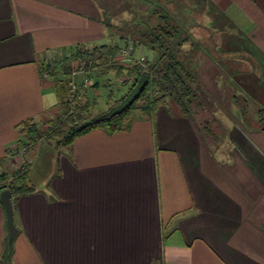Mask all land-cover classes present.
Here are the masks:
<instances>
[{
	"label": "crops",
	"instance_id": "0c3cea01",
	"mask_svg": "<svg viewBox=\"0 0 264 264\" xmlns=\"http://www.w3.org/2000/svg\"><path fill=\"white\" fill-rule=\"evenodd\" d=\"M108 3L0 0V168L24 162L16 150L27 151L22 123L56 113L57 89L44 64H62L78 45L116 39ZM205 15L220 32L213 68L224 83L240 76L252 105L264 108V0H209ZM78 80L86 114L98 110L95 83L117 87L112 79L86 88ZM228 113L221 141L205 138L171 100L152 115L135 112L125 129L93 130L69 148L42 135L30 163L47 144L58 154L56 171L41 184L30 176L35 192L12 199V264H264V131ZM7 229L0 202V264Z\"/></svg>",
	"mask_w": 264,
	"mask_h": 264
},
{
	"label": "trees",
	"instance_id": "16d2710c",
	"mask_svg": "<svg viewBox=\"0 0 264 264\" xmlns=\"http://www.w3.org/2000/svg\"><path fill=\"white\" fill-rule=\"evenodd\" d=\"M202 1V7L194 17L204 16L208 12L209 0ZM137 5L138 3H136V7ZM154 19L157 23L152 24ZM144 22L145 24L141 25L144 29L138 30L137 27L133 31H128L125 36L121 35L126 32V28H119L120 43L113 41L104 45H78L73 48L68 57L62 60V64L52 62L51 65L44 64L43 73L48 67L53 68V72L50 74L57 89L58 103L55 115H48L47 117L43 135L46 140L53 142L57 149L71 147L77 137L96 129H107L111 132L125 129L131 117L139 109L138 103L141 100L143 102L141 111L151 115L166 101L175 102L184 116L194 120L199 125L205 138L210 139L211 137L212 141H217L216 136L213 135L211 123L217 124L216 121L219 119L216 114L222 107L215 94L212 91L210 93L208 88L201 84L199 72L202 67L199 68L200 63L197 61L198 53L200 51L205 52L207 47L199 39L193 37L186 28L182 27L173 13L163 5L156 7L154 4L150 15L146 17ZM107 25L109 30L115 27L112 23H107ZM211 32L217 45L216 40L220 32L212 30ZM114 35L116 34L113 33L112 37H115ZM188 42L191 47L183 53L182 47ZM129 44L132 45L130 48L131 58H134L141 47L150 50L153 58L151 60L145 59L140 63H138L139 61L136 62L135 59L130 63L123 62L121 50L123 47H128ZM212 61L216 63L215 59ZM79 64H84L87 69L91 70L90 78L93 79L94 74L99 71L98 76L103 78V82H111V79L108 78L111 76L118 85H121L120 89L124 90L118 100L112 101L114 104L107 111L97 116L86 114L87 106L81 98L82 95L71 93L69 70ZM105 77L108 78L106 81ZM109 85L111 84L104 86L109 87ZM95 86H98V83H95ZM230 89L232 91L230 103L232 111L234 113L235 109L237 114H240V116L237 115L239 121L247 126L243 121L246 119L244 114L246 111L249 114L248 106L252 105V99L237 86H232ZM82 93L83 96L86 94L84 90ZM240 103L247 105V107H241V109L243 108L242 113L236 109ZM256 111L257 119L252 118V123L259 125L260 130L264 131V108ZM199 116L203 118L202 122ZM205 116L209 117L206 118ZM253 124H250L248 128H253ZM20 127L24 138L22 137L19 143H22V148L27 151L29 149L28 152L31 154L37 140L34 137L37 132L36 125L32 120H28L22 123ZM24 166L23 172L12 173L8 177L0 176V193L4 189H10L12 199H16L35 192L36 189L30 181L31 163L27 162ZM7 239L8 235L5 239L3 262L12 264L13 243L11 251L8 252Z\"/></svg>",
	"mask_w": 264,
	"mask_h": 264
},
{
	"label": "rangeland",
	"instance_id": "374dc122",
	"mask_svg": "<svg viewBox=\"0 0 264 264\" xmlns=\"http://www.w3.org/2000/svg\"><path fill=\"white\" fill-rule=\"evenodd\" d=\"M106 1V0H105ZM107 2H109L108 4H110V6H108L106 4L107 8H111L113 9L112 11L114 12L111 16H109L108 12H111V9H107L106 8V22L109 23L112 18L113 21L111 22L112 24H114V28H110L109 33L113 35V33H115L116 35H114L116 37V39L114 41L116 42H121L119 40V38L121 36H125L127 35V32L130 30H135L138 27V30L144 29V27H142V24H145L144 20L146 19V17L148 15H150L152 8L154 7V4H156V7L158 5H163L165 7H167L172 13L173 16L175 17V19H177L180 22V25L184 28H186L190 34L195 37L196 39H199L206 47L207 49L205 50V52L200 51L197 55V61L199 64V68L200 66L201 71L199 72L200 74V79H201V84L206 88H208L209 92L212 91V93L215 94V96L217 97L219 103H221V110L219 111L218 114H216L217 118L219 120L216 121L217 124H214V122L211 123L212 129H213V135L214 137L217 139V141H221L222 138H225L226 135V127L225 124L229 121L226 118V115H228L230 112L232 114L233 117H236L238 120V116H240V114H237L236 110L234 109V113H233V109L230 108V103H231V96H232V91L231 89L227 86L231 85V86H237L240 90H242V81L237 80L240 76L238 75H230L228 81L229 82H225V77H221L220 74L217 72L216 68H213L212 64L210 63V59L212 61V59H215V55L213 52V46H215V39L212 36V32H211V26L209 24V17L206 18V15H199L197 17H194L197 13V11L202 7V0H107ZM136 3H138L137 7H136ZM114 6V7H112ZM122 6V7H121ZM118 8H121L119 10V12L117 11ZM116 14H118V17H115ZM117 18V19H115ZM152 24L157 23V21H155V19L153 20V22H151ZM126 28V32L122 33L121 36L118 35L119 28ZM109 40H106V42ZM123 45V44H122ZM129 47V48H128ZM128 47H123V48H128L130 49L132 47L131 44L128 45ZM191 45L190 43H186L183 47H182V52L187 51L188 49H190ZM183 52V53H184ZM153 58L152 52L150 50H148L147 48H140L138 50V52L136 53V55L134 56V58H132V62L135 61H141L143 62L145 59L146 60H151ZM214 62V61H212ZM214 65H216L215 63H213ZM195 66V65H194ZM219 69V68H218ZM224 69V68H223ZM51 70V71H50ZM197 71V69H196ZM225 71V70H224ZM223 71V72H224ZM51 72H53V68L52 67H48V69L45 70V73H48L49 77H51ZM99 75V71L94 74L93 79L90 78V74H88V78H90L91 83H93V80H97ZM111 77V76H110ZM79 78L82 79V81L86 78L84 75H79ZM108 79V78H106ZM105 79V80H106ZM110 79L114 80L115 79L113 77H111ZM111 80V81H112ZM113 82V81H112ZM77 83H81L79 80L77 81ZM109 84V83H108ZM117 87L112 86V89L114 88L113 92H111V88L106 87L104 85H98L97 89H98V97L97 99V109L95 110V114L93 112H91L93 114V116H97L100 112H104L106 109V104L108 105L109 103H113V102H108L111 101L109 99V97L112 98L113 101L118 100L122 93L124 92L123 89L121 88V85H118ZM104 86V87H103ZM108 86V85H107ZM239 90V92H240ZM249 92H251V89H248ZM243 91V90H242ZM92 91L91 95L95 96L96 94H94ZM126 92V91H125ZM211 93V92H210ZM249 97L251 95H248ZM83 97V96H82ZM92 98V96H90ZM143 104L142 100L138 103V107L139 109L136 112H142L141 111V105ZM252 104V103H251ZM226 107V110L224 109V107ZM247 107L246 104H239L238 106H236V109H238V112L240 111L241 113L243 112V108L241 109V107ZM250 109L249 114L247 113L248 111L245 112L244 116H246L243 120L247 126H250V124H253V120H252V116H256V110L257 108H255L254 105H249L248 106ZM245 110V108H244ZM256 111V112H255ZM225 112H227L225 114ZM238 115V116H237ZM87 116V115H86ZM89 117V116H87ZM201 117V116H199ZM198 117V119H199ZM206 118H208L207 116H205ZM254 119V118H253ZM201 122L203 121V118L201 117ZM47 122L45 121H38L37 123H35L36 128H37V132L35 133V138L37 139L35 141L34 144L40 143V142H46V140L43 138V131L44 128L46 126ZM250 128V127H249ZM43 135V136H42ZM211 139V137H210ZM212 140V139H211ZM49 143V142H47ZM53 143V142H52ZM45 146V150L39 154L38 158L36 161H34V164L31 165V170H30V175H31V180L34 182V184H41L43 183V180L48 178L51 174H53L52 172L55 170L56 171V167L55 164L53 163V158L55 156H57L58 154H56V152H52V150L46 145ZM17 151H19V155H22V157L24 158V162L20 163V165H17L16 163V167L12 166L11 163V167L4 169V168H0V176L5 175L6 177L9 176V171L13 172L11 170V168L13 169L16 168V170H14L15 172L13 173H18V172H23L25 169V164L27 162H31L33 160L32 158V153L30 154L28 151L20 153L21 150H18V148L16 149ZM35 150V147H34ZM54 153V154H53ZM53 163V164H52ZM53 165V167H52ZM31 182V183H33Z\"/></svg>",
	"mask_w": 264,
	"mask_h": 264
},
{
	"label": "built area",
	"instance_id": "2783aa9c",
	"mask_svg": "<svg viewBox=\"0 0 264 264\" xmlns=\"http://www.w3.org/2000/svg\"><path fill=\"white\" fill-rule=\"evenodd\" d=\"M121 57H122V61L123 62H127L130 63L132 62V58L130 56V49L128 48H122L121 50ZM141 61H139L138 63H140ZM142 64V63H141ZM49 65H51V62L49 63ZM51 71V70H50ZM70 72V82H69V87L71 90V93L73 95H82V89L79 86L80 84L77 83L79 75H84L86 78L82 81V86H84L85 88L92 85L90 78H88V74L91 72L90 69H87V67L84 64H79L77 66H73L71 67V69L69 70ZM44 78L46 79H50L48 73H43ZM81 96V98H82ZM25 152V151H23Z\"/></svg>",
	"mask_w": 264,
	"mask_h": 264
},
{
	"label": "water",
	"instance_id": "95a60500",
	"mask_svg": "<svg viewBox=\"0 0 264 264\" xmlns=\"http://www.w3.org/2000/svg\"><path fill=\"white\" fill-rule=\"evenodd\" d=\"M0 202L3 205L6 213V220L8 226V239H7V247L8 252L11 251L13 240L15 239L18 228L15 223L14 217V208H13V201H12V191L10 189H4L0 193Z\"/></svg>",
	"mask_w": 264,
	"mask_h": 264
}]
</instances>
